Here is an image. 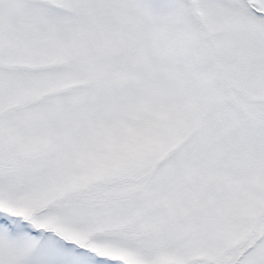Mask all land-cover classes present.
I'll use <instances>...</instances> for the list:
<instances>
[{"label": "snow or ice", "instance_id": "1", "mask_svg": "<svg viewBox=\"0 0 264 264\" xmlns=\"http://www.w3.org/2000/svg\"><path fill=\"white\" fill-rule=\"evenodd\" d=\"M0 264H264V0H0Z\"/></svg>", "mask_w": 264, "mask_h": 264}]
</instances>
